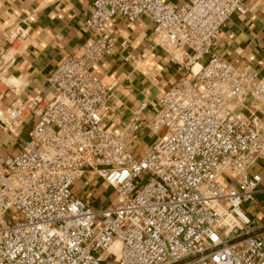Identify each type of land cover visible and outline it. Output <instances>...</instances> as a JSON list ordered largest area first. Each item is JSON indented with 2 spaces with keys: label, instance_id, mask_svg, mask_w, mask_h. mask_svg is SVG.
Segmentation results:
<instances>
[{
  "label": "built area",
  "instance_id": "built-area-1",
  "mask_svg": "<svg viewBox=\"0 0 264 264\" xmlns=\"http://www.w3.org/2000/svg\"><path fill=\"white\" fill-rule=\"evenodd\" d=\"M242 0H94L88 39L47 76L49 98H15L0 113L14 138L0 155V264H264V74L232 66L218 52L221 28ZM146 15L154 44L187 73L145 103L122 129L102 126L112 90L93 71L116 44L108 24ZM124 43V42H123ZM9 64L0 54V86ZM11 89H5L7 94ZM154 136L133 155L128 140ZM93 172L113 198L92 207L73 191ZM116 246L112 249L113 246Z\"/></svg>",
  "mask_w": 264,
  "mask_h": 264
},
{
  "label": "crops",
  "instance_id": "crops-1",
  "mask_svg": "<svg viewBox=\"0 0 264 264\" xmlns=\"http://www.w3.org/2000/svg\"><path fill=\"white\" fill-rule=\"evenodd\" d=\"M163 1L169 6L182 4V0ZM93 2L0 0V54L7 51L9 59L5 81L0 86V113L16 97L29 101L36 96L52 95L47 76L64 58L81 55L88 39L84 20ZM242 4L245 12L235 11L222 26L218 52L232 66L254 70L261 77L264 74V0H242ZM108 26L117 32L116 44L97 61L93 71L113 93L102 126L122 129L132 111L142 103L146 105L144 117L151 116L157 99L187 70L155 46L153 23L148 16L142 15L134 22L115 16ZM8 88L11 91L3 94ZM34 121L27 118L16 138L0 130V155L15 153ZM153 140L150 132L139 129L128 140V149L133 155H139ZM255 168L264 175V163ZM73 191L87 198L92 207L113 198L112 188L93 172L79 178ZM259 216L264 219V215Z\"/></svg>",
  "mask_w": 264,
  "mask_h": 264
},
{
  "label": "rangeland",
  "instance_id": "rangeland-1",
  "mask_svg": "<svg viewBox=\"0 0 264 264\" xmlns=\"http://www.w3.org/2000/svg\"><path fill=\"white\" fill-rule=\"evenodd\" d=\"M101 204H104V202H102ZM242 208L244 212H246L248 215H251V216L260 215L258 210L261 209V204L259 203L258 200H254L251 203L243 204ZM263 212H264V207H263ZM105 264H113L112 257L110 255L105 256Z\"/></svg>",
  "mask_w": 264,
  "mask_h": 264
},
{
  "label": "bare ground",
  "instance_id": "bare-ground-1",
  "mask_svg": "<svg viewBox=\"0 0 264 264\" xmlns=\"http://www.w3.org/2000/svg\"><path fill=\"white\" fill-rule=\"evenodd\" d=\"M116 246L114 245L113 247H112V249H114Z\"/></svg>",
  "mask_w": 264,
  "mask_h": 264
}]
</instances>
